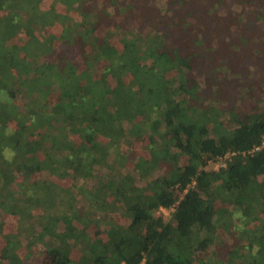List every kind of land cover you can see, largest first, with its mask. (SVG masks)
I'll list each match as a JSON object with an SVG mask.
<instances>
[{
  "label": "trees",
  "instance_id": "obj_1",
  "mask_svg": "<svg viewBox=\"0 0 264 264\" xmlns=\"http://www.w3.org/2000/svg\"><path fill=\"white\" fill-rule=\"evenodd\" d=\"M263 144L264 0H0V264H251Z\"/></svg>",
  "mask_w": 264,
  "mask_h": 264
},
{
  "label": "rangeland",
  "instance_id": "obj_2",
  "mask_svg": "<svg viewBox=\"0 0 264 264\" xmlns=\"http://www.w3.org/2000/svg\"><path fill=\"white\" fill-rule=\"evenodd\" d=\"M61 49H62V52L60 54H62V55L65 56V53L68 52L67 48L63 45L61 47ZM73 56L76 57V58L78 57V55H73ZM44 58L46 60L50 59V58H48L46 56H44ZM78 61H80V58H78ZM220 166H221L220 164L219 165H215V168L217 169ZM63 212L65 213V211H63ZM160 213H162L163 215H165L166 218H170L171 210L162 209L160 211ZM1 218H3V217L1 216ZM253 218H255V212L252 215H249L248 217H243L242 218V216H241L242 221H241L240 217L238 218V221H237V219H235V221H234V220H232V217L230 215H227L226 216V220L227 221L232 220V221H234L237 224V226L235 227L236 232H237L236 233L237 236L240 233H242V235H243L244 232L246 231V238H249V236H251V235L254 236L256 234L255 231L253 232V229L251 230L252 226H250V223H253ZM4 220H5V222H7V229L8 230H11V232H17L20 229V223L22 222V219L20 220L17 216H13V217L7 216V217L4 218ZM258 221L261 222V224L263 223L262 225H264V222H262L260 219ZM222 230H224V229H222ZM262 235H264V233H262ZM224 240H225V238H224ZM248 244H249L248 240L242 239V244H241L242 246L249 247ZM3 248H4V246L0 243V253L2 252ZM26 249L27 248L20 249L18 251H19V253L21 252V254H23ZM225 249L221 250V248H220L221 254H219L217 252H214V255L215 254H218V256H215V257H217V260H218V263L219 264H226L225 262L226 261H229L228 254H227V251ZM256 249L259 250V246H257ZM262 259H264V252H262V255L261 254H258V258H251V257H249V260L248 261L249 262L251 261L250 262L251 264L252 263L253 264H257V263L258 264H264V261Z\"/></svg>",
  "mask_w": 264,
  "mask_h": 264
},
{
  "label": "built area",
  "instance_id": "obj_3",
  "mask_svg": "<svg viewBox=\"0 0 264 264\" xmlns=\"http://www.w3.org/2000/svg\"><path fill=\"white\" fill-rule=\"evenodd\" d=\"M263 147H264V144H263Z\"/></svg>",
  "mask_w": 264,
  "mask_h": 264
}]
</instances>
